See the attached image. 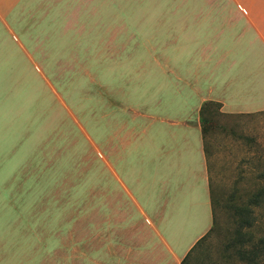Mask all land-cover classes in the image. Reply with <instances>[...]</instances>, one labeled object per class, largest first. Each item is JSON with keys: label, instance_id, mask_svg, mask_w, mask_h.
I'll use <instances>...</instances> for the list:
<instances>
[{"label": "rangeland", "instance_id": "374dc122", "mask_svg": "<svg viewBox=\"0 0 264 264\" xmlns=\"http://www.w3.org/2000/svg\"><path fill=\"white\" fill-rule=\"evenodd\" d=\"M238 1L37 0L21 26L0 27V264H69L93 242L92 217L79 234L74 212L92 211L77 196L109 178L95 116L164 61L171 25L198 12L178 5ZM207 115L214 226L184 264H264V110ZM247 204L251 226L239 228Z\"/></svg>", "mask_w": 264, "mask_h": 264}, {"label": "crops", "instance_id": "0c3cea01", "mask_svg": "<svg viewBox=\"0 0 264 264\" xmlns=\"http://www.w3.org/2000/svg\"><path fill=\"white\" fill-rule=\"evenodd\" d=\"M36 9L37 0H0V27L21 26L22 12ZM178 10L198 12L171 25L172 50L157 70L140 86L113 89L109 113L95 116L96 158L109 178L77 196L93 204L74 212L79 234L82 216L92 217L93 242H79L69 264H180L213 222L201 105L264 110V1Z\"/></svg>", "mask_w": 264, "mask_h": 264}, {"label": "trees", "instance_id": "16d2710c", "mask_svg": "<svg viewBox=\"0 0 264 264\" xmlns=\"http://www.w3.org/2000/svg\"><path fill=\"white\" fill-rule=\"evenodd\" d=\"M211 105H217L219 108L221 106L220 103H218V102L206 101V102H204L201 105V107L199 109V118H200V124H201V131H202V134H203V139H204V137L206 135V132H208L210 130V127H211L209 117H207L208 116L207 114H208V111H209V107ZM210 194H211V207H212V213H213V223H212V227H211V229H212L213 226H214V204H216L217 201H216L215 198L212 197L211 186H210ZM236 209H237V214L240 217L238 219L239 220V228H242V227H245V226L246 227L251 226V220L249 218V215H250L249 212L251 211V206L249 204H247V205L240 206V207H238ZM205 235L197 241V243L193 246V248H191V250L182 259L180 264H184L186 258L189 256L190 252H192L194 250V248L196 247V245H198V243H200L201 240L204 239ZM240 235H241V232H240Z\"/></svg>", "mask_w": 264, "mask_h": 264}]
</instances>
